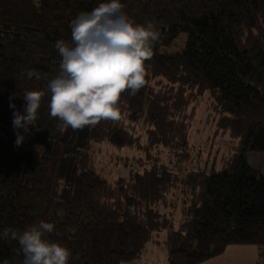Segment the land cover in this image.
<instances>
[{"label": "trees", "instance_id": "obj_1", "mask_svg": "<svg viewBox=\"0 0 264 264\" xmlns=\"http://www.w3.org/2000/svg\"><path fill=\"white\" fill-rule=\"evenodd\" d=\"M100 2L0 0V130H15L25 90L43 93L28 144L0 141V233L52 222L45 239L71 251L69 264H136L157 232L169 264H201L230 245L256 246L264 264V174L247 159L264 152V0H121L158 32L144 85L121 94L118 119L61 130L48 109L55 43H70V22ZM182 33V48L165 51ZM204 97L216 133L237 145L220 167L195 169L184 163ZM119 167L129 180L114 178ZM174 208L180 218L169 220ZM4 259L22 264L17 240L0 237Z\"/></svg>", "mask_w": 264, "mask_h": 264}, {"label": "clouds", "instance_id": "obj_2", "mask_svg": "<svg viewBox=\"0 0 264 264\" xmlns=\"http://www.w3.org/2000/svg\"><path fill=\"white\" fill-rule=\"evenodd\" d=\"M121 0H101L91 11L80 12L71 22V42L57 40L61 57L58 74L47 83L51 93L49 115L58 118V128L80 129L101 120H116L121 94L135 95L144 85L145 61L151 56L158 32L152 22L135 23L124 11ZM28 79L41 78L34 69ZM43 93L25 90L23 112H13V127L30 131L35 125ZM13 109L14 103L10 104ZM17 132L16 144L24 141ZM61 214L58 212V215ZM54 230L52 222L40 220L22 232L4 229L2 238L17 240L22 264H69L71 251L45 239ZM0 264H9L7 259Z\"/></svg>", "mask_w": 264, "mask_h": 264}, {"label": "rangeland", "instance_id": "obj_3", "mask_svg": "<svg viewBox=\"0 0 264 264\" xmlns=\"http://www.w3.org/2000/svg\"><path fill=\"white\" fill-rule=\"evenodd\" d=\"M185 36L186 35L182 33L179 36V39L170 47H167L165 51L180 50L182 48L183 39ZM209 105L210 101H207V98L204 97L201 103L196 107L195 111H193L195 114L189 133V146L191 147L190 151L193 153V160L189 158L188 161L192 160L191 164H189L191 166L187 165L186 163H184V166L192 168L195 167L196 169L197 165L199 167L204 166V163L207 162V166H210L212 163H214L217 167H220L221 159L233 153L234 147L237 145V142L231 140L227 134H221V132L216 133L215 123L212 121V117L209 116ZM29 127L30 131L28 132H25L23 129H15L12 131L0 130V141H5L9 136H13L17 139V132H19L25 137L22 144L27 145L28 139H30L32 136V126ZM123 152H126L129 159H133V157L136 155L135 152L131 150H125ZM126 154L124 153L123 155L126 156ZM162 158L163 162H169L167 154H164ZM110 159L111 158L108 157L107 162ZM247 159L252 167L258 169L264 174V152H249L247 154ZM197 162L201 163L196 165ZM171 166L172 165H170V167ZM108 167L109 166H107V170H109ZM131 168L132 172L138 173L137 166L132 165ZM131 171L129 172L127 168L119 167L114 171V178L122 177L124 180H129ZM139 171L142 173L143 169H139ZM171 171L174 172V170ZM171 192H173V190H170V193ZM172 214L173 216L167 217L169 220L175 217L180 218V213L179 216L177 214L176 216L174 215L175 208L172 210ZM164 239L165 238L161 236L160 233H155L153 240L151 241L153 243L149 244L151 247L154 244L155 250L149 255L146 252L140 261H145L147 264H167L169 258L166 256L164 251H162L165 248Z\"/></svg>", "mask_w": 264, "mask_h": 264}, {"label": "crops", "instance_id": "obj_4", "mask_svg": "<svg viewBox=\"0 0 264 264\" xmlns=\"http://www.w3.org/2000/svg\"><path fill=\"white\" fill-rule=\"evenodd\" d=\"M154 246H155L154 244L152 245V247L150 245L149 247L147 246L148 248H146V252L148 253V255L155 250ZM162 251H164V253L168 257L166 247ZM143 257L144 256H142L141 258ZM257 258H258V251H257V247L254 245H230L225 249V251L221 255L206 260L201 264H256ZM140 259L137 261L136 264H140V263L147 264V262L140 261ZM167 264L169 263L167 262Z\"/></svg>", "mask_w": 264, "mask_h": 264}]
</instances>
